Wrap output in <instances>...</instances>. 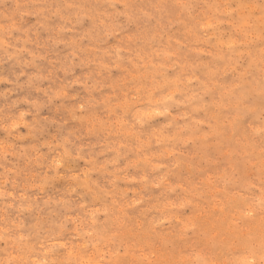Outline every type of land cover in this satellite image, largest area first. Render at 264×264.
Returning <instances> with one entry per match:
<instances>
[{
	"label": "rangeland",
	"instance_id": "obj_1",
	"mask_svg": "<svg viewBox=\"0 0 264 264\" xmlns=\"http://www.w3.org/2000/svg\"><path fill=\"white\" fill-rule=\"evenodd\" d=\"M121 3L0 5V264H264V0Z\"/></svg>",
	"mask_w": 264,
	"mask_h": 264
},
{
	"label": "clouds",
	"instance_id": "obj_2",
	"mask_svg": "<svg viewBox=\"0 0 264 264\" xmlns=\"http://www.w3.org/2000/svg\"><path fill=\"white\" fill-rule=\"evenodd\" d=\"M6 0H0V5H4ZM129 3H121V0H101V10H96V19L102 26V31L107 28L108 24L115 18H126L129 13ZM117 28H121V25H116Z\"/></svg>",
	"mask_w": 264,
	"mask_h": 264
},
{
	"label": "bare ground",
	"instance_id": "obj_3",
	"mask_svg": "<svg viewBox=\"0 0 264 264\" xmlns=\"http://www.w3.org/2000/svg\"><path fill=\"white\" fill-rule=\"evenodd\" d=\"M241 132V131H240ZM243 198H244V196H243ZM220 207V206H219ZM249 207V206H248ZM214 208V207H213ZM221 208V207H220ZM205 219V218H204ZM258 221V220H257ZM206 222H208L207 220H206ZM255 222V221H254ZM250 225V224H249ZM259 225H261V224H259ZM211 227V226H210ZM221 227V226H220ZM254 227V226H253ZM253 227H251L252 229H253ZM230 231V230H229ZM247 231V230H246ZM231 232V231H230ZM250 232V231H249ZM257 233V232H256ZM217 235H219V234H217ZM216 238V237H215ZM221 238V237H220ZM213 239H214V237H213ZM254 239V238H253ZM215 240V239H214ZM217 240V239H216ZM215 240V241H216ZM222 241V240H221ZM263 241H264V239H263ZM243 243V242H242ZM64 246V245H63ZM232 249V248H231ZM226 252V251H225ZM112 255V254H111ZM249 255V254H248ZM216 263V262H215ZM214 263V264H215Z\"/></svg>",
	"mask_w": 264,
	"mask_h": 264
}]
</instances>
